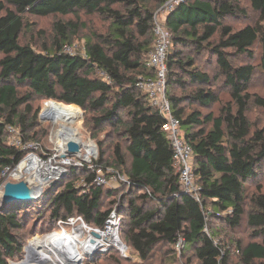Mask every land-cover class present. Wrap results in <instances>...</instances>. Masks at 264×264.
Wrapping results in <instances>:
<instances>
[{
	"label": "trees",
	"instance_id": "obj_1",
	"mask_svg": "<svg viewBox=\"0 0 264 264\" xmlns=\"http://www.w3.org/2000/svg\"><path fill=\"white\" fill-rule=\"evenodd\" d=\"M245 1L258 20L240 29L226 24L245 17L238 0H187L166 18L171 35L166 94L183 138L194 149L198 201L181 190L162 129L164 116L137 87L140 78L156 77L148 67L156 41L154 10L144 0H0V178L24 155L9 144V127L24 141L40 144L39 108L33 105L38 100L81 108L99 148L92 169L72 168L62 184L48 191L39 212L48 221L44 232L78 216L88 226L104 228L116 211L123 217L121 238L141 264L162 263L154 253L162 246L172 247V264H192L193 259L230 264L226 231L246 226L249 242L238 239L236 255L242 264H264V127L254 129L249 118L252 106L264 109V98L249 92L258 71L264 85V0ZM80 13L103 18L109 28L107 34L87 36L83 52L70 53L67 48L84 25ZM69 15L77 21L57 20L49 45L37 51L22 44L27 16ZM201 58L213 61L214 77L200 66ZM240 58L245 61L237 63ZM221 79L231 101L218 115L206 114L200 108L218 102L215 84ZM104 129L107 136L100 138ZM107 169L128 178L130 184H123L135 197L127 204L117 205L128 195L107 204L119 190L93 184L97 173ZM30 215L0 206V264L22 257L27 240L21 236ZM180 238L179 255L174 246ZM108 256L119 264L131 261L116 249Z\"/></svg>",
	"mask_w": 264,
	"mask_h": 264
},
{
	"label": "rangeland",
	"instance_id": "obj_2",
	"mask_svg": "<svg viewBox=\"0 0 264 264\" xmlns=\"http://www.w3.org/2000/svg\"><path fill=\"white\" fill-rule=\"evenodd\" d=\"M3 1H5V0H3ZM238 1L240 2L241 6L245 9V17H242V18L237 19V20H227L226 24L232 26L234 29H240V28L246 27L248 25H254L256 23V21L258 20V14L254 13L250 9L249 4L245 0H238ZM144 2L150 8H152L155 13L162 10V8L164 7V5L166 3V2L161 3L160 0H144ZM164 16L165 15H161L160 19L164 20L165 19ZM79 18L81 19V23H83L84 25L81 28L80 33L74 38L72 45L70 47H68V49H70V51L72 53L75 51L83 52L84 44H85V40H86L87 36H90L93 33L107 34L108 28H109V23L99 16H88V15H85L83 13H80ZM59 19H61L63 21H75V22L77 21V18L73 15L50 16V17H46V18L27 16L26 21H27L28 25L26 26V28H25L24 32L22 33V36H21L22 44H30V45L34 46V48L37 51H39L45 43L49 45L52 41L53 34H54V29H53L54 23ZM259 53L260 52L257 49L256 59L253 61L255 65L258 64ZM200 60H202L200 63V66L205 70H209L213 74L212 76L214 77L216 75V73L214 70L215 67H214L213 61H209L210 59L204 60L202 58ZM242 61H245V59L240 58L237 63H240ZM215 88H216L217 95H218V102L216 104L212 105L211 107H209L208 109L200 108L206 114L209 112H213L216 115H218L221 108L224 105H226L228 102L231 101L230 97H229V91H228V89H226L223 86L222 79L220 81L216 82ZM22 92H25V90H22ZM249 92L264 98V85H263L262 75L259 71L257 72V74L254 77V80L252 82V85L250 87ZM50 101L54 102L53 100H50ZM47 102H49V101L38 100V101L33 102V105L36 108H39L38 118H37L36 124H37V130L39 132V139H40L38 141H40V144L42 146V151L40 152V156H41L42 161L46 164L50 165V163H52L54 167H63L62 162L64 161V159L61 157L63 154H62V152H60L61 147L59 145V139H58L57 134H56L58 132V130L61 129V126L59 124V120H61V118L53 112H49V113L46 112L45 104ZM60 104H62V103H60ZM79 111L81 113H83V115H82L81 119L77 122V124L75 125V128L78 130V134H79L78 138L81 141L80 145H81L82 156L81 157H77V156H67L66 157V159L70 158L72 160V163L68 166H65V173H64L65 175L60 180L54 181L53 182L54 185L57 182H59L58 184H62V182L68 178L67 174H69L71 172L72 168H77V169L81 170V169H84V167H87V166L90 167L92 165V163L96 160V158H98V154H99L98 152L99 151L95 152L93 154V156L90 155L87 158H85V156L87 155V151L83 147V145H89L90 144L95 149L96 142L92 138V131H91L90 127L88 125H86L85 112L81 108L79 109ZM43 114L47 116L46 119L42 118ZM249 118L252 122L254 129L255 128L262 129L264 127V109L252 106V109L249 113ZM106 133H107V131H106V129H104L101 132H99L98 134H99L100 138H104L107 136ZM57 143H58V145H57ZM57 149L60 153L57 151ZM65 155H67V154H65ZM43 169L45 170L46 167L44 166ZM53 169H55V168H53ZM33 170H31V172L30 171H24L23 174L20 176V177H22L25 175L22 178L15 177L13 174H11L12 172L5 173L6 172L5 170L1 174L2 176L0 178V206L4 205L2 203V196H3V192H4V187L9 182L18 183L20 181H25L29 184L30 187H33V186H31V184L34 183L40 189V190L38 189L39 190L38 194L35 192V199L34 200L29 201V202H14V203L8 205V206H13V207L24 209V216L31 214L30 215L31 218L28 216V224L26 225L27 227L25 226L26 229L24 230V232L22 233V236H21L22 239L26 238V240H27L26 246L24 248V253H23L21 258L9 260V264H16V262H18V261H21L23 259L25 260L28 257V249L27 248L31 244L32 240H34L36 237L44 238L45 236L49 235L50 233H54V232L67 231L69 233H72L74 231L73 233H75V232L78 233L77 235L79 238L81 237L83 239H86L87 237H89L91 230H98L99 229V231H104L106 229V227L94 228V227H91V226L84 224L81 221H73L70 223L68 222L67 224L57 223L56 228H52L49 226L50 229H48L47 232H44V230H45L44 228L48 227L47 226L48 221H47V219H45L44 214L41 217H39V212H40V210H42V208L45 204V199L48 196L47 195L48 191L53 186L47 189L46 188L47 183L46 182L43 183L44 181L42 180V178L39 177L35 173V171H33ZM107 170H102L101 172L106 174ZM16 171L14 173H16ZM57 171H58V169H57ZM61 173L58 171V175L56 176V179H58L61 176ZM108 187L116 188L119 191H118V196L116 198L108 199L107 204H109L113 201L116 202L119 199V196H121V195L122 196L128 195L129 196L127 198L128 201L121 200L120 203H117V205L127 204L131 199H133L135 197V195H130L129 189L124 184L110 185ZM56 188L57 187L55 186L54 190H56ZM253 188H254L253 186L252 187L250 186L249 191L253 192ZM33 189H34V187H33ZM115 207L113 206V208H115ZM32 213H34L35 215L32 216ZM116 215H117V221L120 225L119 230L121 233V226H122V218L123 217L119 216L117 212H116ZM113 222L117 223L116 221H113ZM80 230L82 231V233L80 232ZM36 232H38V233H36ZM249 233H250V231L248 230V228L246 226L242 227L241 229L237 230L236 232L231 231V229H228L226 231V236L224 239H225L226 248H229L230 252H231L230 253L231 263L230 264H242L241 257L236 255L235 245H236V241L238 239H241V241L244 244H247L249 242V239H250ZM70 248H72V247L67 245L66 250H65L67 257H65L64 259L63 258L58 259V258H54V256H52V261L47 262L45 264H63V263L64 264H77V263L78 264H87L91 261H99L98 264H119L116 261H114L113 259H111V257L108 256L109 252L113 249V247H109V243L108 244H102L100 248H96L95 250H92V252L89 255L85 254L84 251H81L78 247H76L74 249V251L76 252L78 258L80 259L79 261H76V262L75 261L72 262L71 257L73 255H71V254L73 253V249L70 250ZM154 253L160 259V261L162 260V263H158V264H172L176 260V255L173 253L172 247L162 246V247L158 248L157 250H155ZM188 256H189V254H188ZM127 259H130L131 261H129V262H121L120 261V263L121 264H141L140 258L133 255L131 250H130V257H127ZM66 260H70V261H66ZM58 261H60V262H58ZM192 264H197V261L193 259Z\"/></svg>",
	"mask_w": 264,
	"mask_h": 264
},
{
	"label": "built area",
	"instance_id": "obj_3",
	"mask_svg": "<svg viewBox=\"0 0 264 264\" xmlns=\"http://www.w3.org/2000/svg\"><path fill=\"white\" fill-rule=\"evenodd\" d=\"M186 1L187 0H168L165 3L162 10L154 14L153 31L155 34L156 41H155L154 49L150 53V56L148 59V67L153 68L156 71V77L153 79L152 78H140L137 83V87L147 94L149 104L155 109H158L165 118V123L163 124L162 129L165 132L172 146L174 165L180 176L181 190L187 194L194 196V198H196V200L199 201L200 200V186L196 183V176L194 173V168H195L194 149L192 145L189 144L187 141H185V139L183 138L181 128H180L181 127L180 120L177 119L172 114L171 104L166 94V84H167L166 79H167V68H168L167 54H168V50L171 44V35L166 27V18L168 14L172 12L173 10H175L177 6L185 3ZM161 15H165L164 20L160 19ZM67 51L72 53L70 49L68 48H67ZM42 118L46 119L47 116L43 114ZM9 134H10L9 144L11 146H15L21 149L24 155L22 159L20 160L19 164L13 170L6 169L5 173L12 172L11 174L14 175V172L21 165L31 164L34 161H39L45 167L49 165V164L44 163L41 159V156H40V152L42 151L41 144L37 142L24 141L19 131L13 127H9ZM67 151H68V144H67ZM67 156H70V155L63 154L61 156L64 159V161L62 162L63 167H54L53 164L50 163V165L53 168L59 169L62 173L58 179L52 178V177L47 179V187H46L47 189L50 188L49 186L54 181L60 180L65 175L64 174L65 166H68L72 163V160L70 158L66 159ZM90 168L92 169L93 166H90ZM22 177H17V178H22ZM123 183L130 184L128 178L125 175H122L121 173L117 172L116 170H112V169H108L106 174L99 171L97 175L95 176V178L93 179V184L96 186H110V185L123 184ZM80 186L85 188L87 186V182L85 180H81ZM73 221H81L85 224L83 218L80 216L70 217L66 221H60L59 223L67 224L68 222L70 223ZM113 221H116L117 223ZM105 227L106 229L104 231H99V229L91 230L89 238L94 237L92 235L93 232L100 234V233H104L108 231L109 229H113V232H114L113 238L109 240V242L107 243L101 241V245L109 243V247H113V249L118 250L123 257L125 258L130 257V249L128 248V246L125 245V243L123 242L121 238V233L119 230L120 225L117 221V215L115 211H113L111 215L109 216ZM206 231L208 232L207 228H206ZM63 232L69 233L67 231H63ZM73 232L69 234H74L76 239H78L79 238L77 235L78 233L77 232L73 233ZM54 233H60V232H54ZM81 239L83 238H80V240ZM78 242H79V239H78ZM119 243L121 245V248H119L118 246ZM123 247L125 248V250L123 249ZM183 247H184V240L180 238L174 246L176 252L179 255L182 253ZM72 248H74V246ZM72 248H70V250ZM71 255H73L71 259L75 261L76 259H73V257L75 256V253L73 252Z\"/></svg>",
	"mask_w": 264,
	"mask_h": 264
},
{
	"label": "bare ground",
	"instance_id": "obj_4",
	"mask_svg": "<svg viewBox=\"0 0 264 264\" xmlns=\"http://www.w3.org/2000/svg\"><path fill=\"white\" fill-rule=\"evenodd\" d=\"M45 110L48 113L53 112L61 118V120H59L61 129L59 128L60 130H58L56 134L59 139V145L61 147L60 152H62V154L69 155L67 151V144L69 141L74 140L79 144H81V141L78 138L79 137L78 130L75 128V125L81 119L83 113H81L78 108L72 106H65L55 101L47 102L45 104ZM83 147L87 151V155L85 156V158H87L90 155L93 156V154L95 153V149L92 145L90 144L83 145ZM75 156L81 157L82 156L81 151ZM43 167H44L43 164L40 163L39 161H34L31 164H23L17 169L14 175L16 177H20L24 171L31 172V170L34 169L33 171H35V173L39 177H41L42 180L44 181L43 183L45 182L47 183V179L51 177L56 178V176L58 175V171L61 173L59 169L57 171V169H53V167H51L50 165H47L45 170L43 169ZM31 186L34 187L33 189L34 192L38 194L40 189L34 183H32ZM80 232L82 233L81 230ZM113 233H114L113 229H109L104 233H100L99 234L100 238L98 239L95 237H90V238L87 237L86 238L87 240L81 239L82 240L81 241L80 240L81 237H80L79 242L74 234H69L66 232L50 233L49 235L46 234L47 236H45L44 238L36 237L34 240H32L31 244L27 248L28 257L22 262L16 264H45L47 262L52 261V256H54V258L64 259L65 257H67L65 253L66 252L65 249L67 245L71 247L74 246V248H72L73 252L75 253L73 259H76L75 260L76 262L80 260L76 252L74 251L76 247H78L81 251H84L85 254L89 255L92 252V250H95L96 248L99 247V245H101V241L105 243L109 242V240L113 238ZM118 246L119 248H121L120 243L118 244ZM123 249L125 250L124 247ZM66 261H70V260H66ZM72 262H74V260H72Z\"/></svg>",
	"mask_w": 264,
	"mask_h": 264
},
{
	"label": "water",
	"instance_id": "obj_5",
	"mask_svg": "<svg viewBox=\"0 0 264 264\" xmlns=\"http://www.w3.org/2000/svg\"><path fill=\"white\" fill-rule=\"evenodd\" d=\"M81 151V146L78 142L71 140L68 142V153L70 156H75ZM95 152H98L97 147L95 146ZM65 157V156H63ZM52 183L49 187H52ZM35 199V192L33 188L25 181H20L18 183H7L4 187V192L2 196V203L4 205H9L14 202H29ZM92 235L95 238H100V235L96 232H93ZM99 245L98 248H100Z\"/></svg>",
	"mask_w": 264,
	"mask_h": 264
}]
</instances>
